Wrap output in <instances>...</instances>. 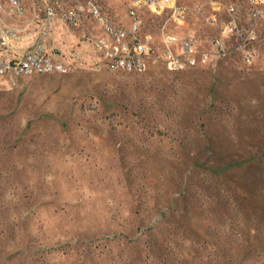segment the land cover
Masks as SVG:
<instances>
[{
    "label": "rangeland",
    "instance_id": "obj_1",
    "mask_svg": "<svg viewBox=\"0 0 264 264\" xmlns=\"http://www.w3.org/2000/svg\"><path fill=\"white\" fill-rule=\"evenodd\" d=\"M57 1L45 6L59 14ZM100 1L133 18L125 0ZM177 2L186 19L167 30L204 66L167 71L157 55L110 72L83 32L52 21L62 71L0 76V264H264V4L241 0L226 35L204 0ZM20 4L0 0V32L36 22L43 0ZM35 38L1 54L24 57Z\"/></svg>",
    "mask_w": 264,
    "mask_h": 264
},
{
    "label": "built area",
    "instance_id": "obj_2",
    "mask_svg": "<svg viewBox=\"0 0 264 264\" xmlns=\"http://www.w3.org/2000/svg\"><path fill=\"white\" fill-rule=\"evenodd\" d=\"M241 0H204L203 5L210 13L207 22L217 24L220 18H227L224 23L223 33L226 35L236 28L235 17L239 13L238 3ZM10 6L15 5L21 9L20 0H9ZM264 4V0H252L250 7L257 8ZM62 6L66 25L71 31H81L87 42L100 57L105 69L114 73H137L145 71L157 55L159 62L167 71L183 72L185 69L204 66L206 56L198 52L191 39H178L167 30L170 25L182 26L186 19V11L178 5L177 0H125L124 8L133 10V18L116 19L110 8H101L100 0H60L54 7ZM80 7H90L94 16V29L86 30L85 17L81 15ZM36 22L28 23L27 29L19 32L11 29L0 32V76L28 75L30 73H59L62 71L61 63L54 61L46 51L44 39L50 27L56 22L53 9H45L43 0L42 9L38 10ZM153 15L166 19L162 28L150 31L146 21ZM76 17H83V24H76ZM147 18V19H146ZM95 19L107 21L108 34H116L117 41H123V47L117 48V53L124 52L125 59L117 60L116 53H110L107 44L95 40ZM35 33L36 38L31 50L24 57L13 53L11 57L3 56L19 34L27 37Z\"/></svg>",
    "mask_w": 264,
    "mask_h": 264
},
{
    "label": "bare ground",
    "instance_id": "obj_3",
    "mask_svg": "<svg viewBox=\"0 0 264 264\" xmlns=\"http://www.w3.org/2000/svg\"><path fill=\"white\" fill-rule=\"evenodd\" d=\"M249 4L252 0H246ZM14 6V12L17 14H22V6L20 4L21 9H17V7ZM45 9H52L51 6L47 3L45 6ZM85 9L80 7L81 14L84 12ZM86 11H88V15L91 16L92 20L94 21V16L91 14L90 7L86 8ZM54 14H56V17L59 18L61 21L66 23V17H64L63 12H60L59 14L54 11ZM76 24H81L80 17H76ZM95 24L98 26V31L95 36V40L99 43H103V45L107 44V46L110 48V53H116L117 60L125 59L124 52L117 53V48L123 47V41H117V35L116 34H108V26L107 21L104 19H95Z\"/></svg>",
    "mask_w": 264,
    "mask_h": 264
},
{
    "label": "crops",
    "instance_id": "obj_4",
    "mask_svg": "<svg viewBox=\"0 0 264 264\" xmlns=\"http://www.w3.org/2000/svg\"><path fill=\"white\" fill-rule=\"evenodd\" d=\"M39 8H40V6H39ZM41 9V8H40ZM36 10V9H35ZM36 13H35V15H34V18H36L37 17V14H39V12L36 10L35 11ZM58 22H61V23H63V21H61L59 18H56V24L58 25L59 23ZM64 25H65V23H63ZM82 24V23H81ZM86 30H89L88 28H87V26H86ZM21 36V35H20ZM30 44V42L25 46V48L28 46ZM22 46V44L20 45V47ZM15 54V53H14Z\"/></svg>",
    "mask_w": 264,
    "mask_h": 264
}]
</instances>
